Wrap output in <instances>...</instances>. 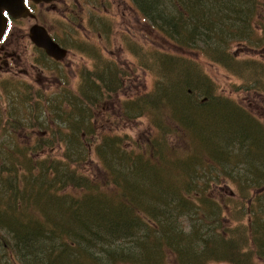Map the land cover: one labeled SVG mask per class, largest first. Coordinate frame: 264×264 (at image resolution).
<instances>
[{
    "label": "trees",
    "instance_id": "obj_1",
    "mask_svg": "<svg viewBox=\"0 0 264 264\" xmlns=\"http://www.w3.org/2000/svg\"><path fill=\"white\" fill-rule=\"evenodd\" d=\"M132 1L149 21L175 40L178 49H204L205 58L218 65L222 60L225 62L226 45L221 48L227 38L225 31L233 30L228 34V41H238L243 35H252L253 26L264 25L254 19L264 11L262 0ZM243 2L252 5V16L242 13L244 8L239 9ZM251 19L255 20L254 25ZM151 53L153 61L147 62L146 68L158 79L148 93L120 101L118 108L121 120L128 123L133 121L129 118L131 113L134 119L149 114L151 133L140 143L122 135L98 140L95 155L105 174V187L79 171L91 158L82 144L81 134L96 136L94 121L100 102L109 99L117 103L115 96L123 89V83L116 74L107 84L93 85L97 73H87L84 86L77 93L79 97L63 96L53 108L65 125L57 130L61 140L66 137L68 143L62 161H58L57 156L52 158L51 154L36 153V149L52 148L53 138L46 141L41 137L31 148L18 145V150H6L0 143L1 264H81V259L84 264H147L152 261L162 264L168 253L176 257L178 264H204L207 260L264 264V201L256 200L246 191L250 188L261 195L264 185L256 155L257 151L264 155V123L221 93L198 61L157 50H146L143 55L146 54V61ZM258 66L260 70L256 73L261 71L264 76V64ZM159 68L167 74L163 80L157 72ZM236 69L233 73L245 79L246 74ZM254 91L264 93V85L260 84ZM69 98L72 102L68 103ZM189 99L194 103L181 104ZM214 102L222 109L230 108L231 114L239 117L246 129L231 125L228 115L220 112L222 109L213 113ZM7 103L5 140L14 139L10 135L11 126L14 130L19 125L24 129L38 126V130L49 126L45 119L41 122L32 109L28 117L22 115L23 120L17 114L9 119L13 103L10 98ZM66 103L68 109L64 106ZM64 114L72 115L73 119L79 115L84 125L69 121V116L64 118ZM127 143L132 150L126 149ZM232 150L247 152L243 162L247 157L254 165L246 172L257 178L247 180L245 169L242 172L227 169L241 163L240 159L233 158ZM59 170L67 174L61 176ZM229 178L238 181L240 191L237 201L226 202L231 209V220L239 222L240 212L252 219L245 228L251 233H244L240 240L247 247L240 245L239 237L233 235L231 229L224 228L227 218L220 216L224 209L207 194L219 186L217 183L213 186L215 182ZM230 204L234 205L233 209ZM191 215L207 222L208 238L194 230L188 233L178 230L184 223L181 218ZM195 234L202 247L198 243L191 245ZM136 235L145 238L129 242L130 237ZM186 236L189 241L182 245L181 237ZM102 238L112 240L96 253L86 254L81 248V242L91 248ZM223 246L225 252L221 254L217 249ZM233 249H237L238 255L232 253Z\"/></svg>",
    "mask_w": 264,
    "mask_h": 264
},
{
    "label": "flooded vegetation",
    "instance_id": "obj_2",
    "mask_svg": "<svg viewBox=\"0 0 264 264\" xmlns=\"http://www.w3.org/2000/svg\"><path fill=\"white\" fill-rule=\"evenodd\" d=\"M262 1L260 4L264 6ZM134 5L132 0H25L23 16L14 17L5 12L8 24L0 36V90L4 85L13 86L16 89L12 93L23 92L26 101L34 100L38 87L44 89L50 85L53 89L55 85L57 93L69 90L71 75L76 78L77 72H81V78L83 72H96L93 85L109 83L114 74L124 83L122 71L129 72L131 66L137 65L128 60L129 51L137 53L159 44V35H155L159 30L151 24L156 25L151 20L144 21L141 9ZM127 15H134L136 21L124 18ZM259 27L255 25L252 30ZM143 30L151 33L150 39L144 40ZM40 35L51 41L48 45L54 49L55 56L37 42ZM254 64L258 66L257 61ZM67 101L72 102L70 98ZM114 106L116 103L109 99L99 103V115L106 124L112 123L106 118L117 112ZM5 114L4 107L2 115ZM257 118L264 123L263 118ZM5 123L0 125L1 144L7 136ZM14 128H10L11 137L25 135L34 145L39 142L38 126ZM36 153L41 155V150L36 149Z\"/></svg>",
    "mask_w": 264,
    "mask_h": 264
},
{
    "label": "rangeland",
    "instance_id": "obj_3",
    "mask_svg": "<svg viewBox=\"0 0 264 264\" xmlns=\"http://www.w3.org/2000/svg\"><path fill=\"white\" fill-rule=\"evenodd\" d=\"M124 18L126 19L131 18V21L133 23L136 21V18L134 15L132 16L127 15ZM254 19L257 20V23H261V24L264 23L263 21L264 17L262 13H260ZM254 19L252 23L253 25L255 22ZM212 21H215V20H212ZM215 24H219V23L215 21ZM219 27L220 26L217 25L218 29ZM231 31L233 30H230L229 32L225 31L223 33V34H226L225 37H227L225 39V42H223L224 44L223 43L221 44V48L224 47V45H226L224 47L225 48V52H224L225 62H223L222 60V62L219 65L203 57V55L201 54L202 52L204 56H207V55L205 53V50L202 48L203 46L202 44L198 43L199 47H201L203 51H199L193 48H188L183 51V50L178 49L177 46L171 43V41L165 38V36L162 35L161 33L159 34L155 33V35H159L158 36L159 44L155 43L156 48L148 47V46L147 48H154L152 52H155V49H156V50L168 52L172 55L177 54L180 56L189 57L195 61H198L200 65L202 66V69L205 72H207V74L213 79L215 83H217L219 87V91L221 93L231 98L232 100L234 99L241 105L246 106L249 109V111L252 113V115H256L264 119V95L262 96L258 93V91L257 92L254 91V89L260 86V84L264 85V76L261 74V71L260 73H256L258 67L256 64H254L255 61H257L258 64L260 63L264 64V35L262 34V31L260 28H256L252 32V35L250 33L249 36L243 35L242 38L238 41L237 40L228 41L229 39L228 34H230ZM142 34H144V37H145L144 40H146V38L150 39L152 36L149 31L143 30ZM151 41H149V43H151ZM145 51H146L145 49L140 50L139 53H134V54L141 53V55H144ZM134 54L130 50V52L127 55L128 60H130L131 62H136ZM227 56L231 58V60L228 58L229 62H227L228 60H226ZM152 57H153V54L151 53V55H149V59H147L146 61V54H145V61H144L145 65L143 67H137V65H135V66L130 67L132 69L129 72L127 71V69L122 71L123 82H124L123 89L121 90L118 96H115V98L117 99L116 102H118V104L120 101H122L125 98H130L132 96L141 94L143 92H149L152 89L153 83L158 79L157 75H155L154 73L149 74L146 71L147 69L146 64L147 62L152 63L153 61ZM235 68L239 69L243 74H246L245 79H242L241 75L233 73V70H235ZM157 72L158 74H160V78L162 80L164 79L165 76H167V74L163 73V71L160 68L158 69ZM86 74L87 73L85 72L82 73L83 78H81V72L80 73L77 72L76 78L72 74L71 83L69 82L70 85L68 86L69 90H66V91H61L57 93L55 85L53 89H50V85L44 89L38 87L39 90L35 92L36 98L34 100L29 99L27 101L26 100L23 101V99L27 97V95L23 92L20 95L16 93L15 94L12 93V92H15L16 87L4 85V87L1 88L0 104L2 108L7 107L9 105L7 103L8 98H10L11 102L13 103V107H12L13 112L10 114L9 119L13 115H16V114L19 116L26 115L28 117V113L30 109H32L33 114L37 115V118L42 116V118L45 119V121L49 125L44 128L41 127V129H39L38 137L41 136L40 134L42 131L48 132V134L45 135L46 137H44V139H41V140L50 141L53 138V141H55V143H54V146H52V148L47 147V150L45 151L41 149L42 150L41 154H45V155L51 154L52 158L57 156L58 161L63 160L62 156H64V153L68 151V146H67L68 143L66 141L67 140L66 137H64L61 140L57 130L58 128L64 127L65 125L61 124L59 115L55 114L53 108L59 105V103L61 102L60 101L61 98L63 96H67V94L69 96L70 95L78 96L77 93L79 89L84 86ZM162 83H164V81ZM175 83L178 86H180V83H177L176 81ZM19 88L22 90L21 86ZM250 89H253V91H248ZM79 99L82 100V98H79ZM82 102L84 103V100H82ZM33 104L35 106L36 111L33 108ZM64 106H66L65 108L68 109L67 103ZM147 107L149 108V104ZM114 110L117 111L115 106H114ZM156 110L160 111L159 109H156ZM115 114L111 119H109L112 123H108V124H106L105 119L100 118L99 115L97 116V119L94 121V123L96 124V131H97L96 136H92L89 134H87L86 136L84 133L81 134L82 144L86 150L87 149L89 150V154L91 158H90V162L87 163V165L84 166L82 170H79V171L87 175L89 174L90 178L102 184L101 187H105L106 183L103 184V182H105L104 180L105 174L100 168V162L98 161V158L95 155V149L97 147L98 140L101 137H105L109 135L111 136L122 135V136H128L130 140L135 139L137 142L140 143V142H144V139L148 138L151 133V129H150L151 120H150L149 114H146L142 117H138L135 121H130L129 123L123 122L120 119L119 115L115 116ZM64 116H65L64 118L69 116L68 120L72 121L73 123H77V122L80 123L81 121V118L79 115H76L77 117H74V119L72 115L64 114ZM43 119L40 121L42 122ZM103 122H104V126H103ZM128 137L126 140L127 142H128ZM13 138L14 139L12 140L11 139L5 140L2 143L3 147L5 146L7 149H11L16 146L15 150L16 149L18 150L17 148L18 145L22 146L21 148L25 146H28V147L30 146L31 148L34 145L33 141L32 140L28 141L25 135L20 136L18 134L17 137H13ZM6 139H7V136H6ZM59 142L61 143L64 142V143L61 144ZM43 147L44 146H42V148ZM220 147H223V145ZM132 148H130L129 144L126 147V149L128 150H132ZM246 153H247L246 151H240V150L233 151L232 150L233 158L235 160L240 159L241 163H238L236 166H231L227 169L230 171L238 170V172H242L245 169L244 174H246V171H248L247 157H246L247 162L246 161L245 163L243 162L244 161L243 159H244V156H246ZM116 161L118 162V159H116ZM262 164H264V162H262L261 164L259 163L258 166L261 167ZM242 181L245 182L244 179H242ZM237 182L233 178L231 179L229 178L228 180L225 179V180H222L221 182H215L214 184L212 183L213 186L216 185V183L219 186L216 187L214 191H208L207 194L209 196L214 197L215 200H217L220 203V205L222 206V209H224V213H222L220 216L222 218H227V220L223 222L225 224L224 228L227 231L231 229L233 232V235L239 237L238 241L240 243V240H242V238L244 237V233H247V235L251 233L250 229H248L247 231V229L245 228L246 227L248 228V224H250L252 221L243 212H240L241 217L239 218V222L235 223L233 220H231V209L229 205L226 206V202L229 199H233L234 201H237L238 199L237 194L240 192L238 185H236ZM111 186L112 185H109L108 188H111ZM246 191L252 194V196L256 200L259 201L262 199L264 201V185L261 187V195L257 192H254L250 188L249 190H246ZM174 206H176V204ZM230 206L233 209L234 205L230 204ZM47 209L50 214L51 207L48 206ZM33 216L38 218L37 215L33 214ZM181 220L184 223L182 224V226H179L178 228L180 232L183 231L185 233H188L194 230V233H199L198 235L205 236V234L210 231V228H208L207 222L203 220H200V221L197 220L194 215H191L190 217H187V218H181ZM211 228H213V225L211 226ZM198 235L195 234L193 236V238L191 239L192 240L191 245L193 246L194 243H198L199 247H202L203 246L202 242L196 240ZM208 235L209 234H206L205 238H208ZM130 238L131 239L129 242H136V240L143 241V238L145 237H142V235H136ZM188 241H189V238H187V236L181 237L182 245H186ZM240 245L247 247L244 243L242 244L240 243ZM217 250L219 253L224 254L225 247L224 246L218 247ZM197 252L201 253L202 250L197 249ZM232 253L238 255L237 249H233ZM165 257H166L165 258L166 261H164L163 264H178L176 257L172 253L171 254L168 253ZM156 263H157L156 261H152L147 264H156ZM0 264H1V259H0ZM204 264H231V263L224 262V261L215 262L212 260H207ZM258 264H261V263H258Z\"/></svg>",
    "mask_w": 264,
    "mask_h": 264
},
{
    "label": "bare ground",
    "instance_id": "obj_4",
    "mask_svg": "<svg viewBox=\"0 0 264 264\" xmlns=\"http://www.w3.org/2000/svg\"><path fill=\"white\" fill-rule=\"evenodd\" d=\"M262 3V2H261ZM241 8H244V10L242 11V13H246V15L247 16H252V14H253V8H252V5L249 3V2H243V3H241V5H240V7H239V9H241ZM141 13H142V11H141ZM257 67H259V66H257ZM260 68V67H259ZM257 70H259V69H257ZM69 96V95H68ZM194 103V100H192V99H189L188 101L186 100V101H181V104H186V103ZM212 107L211 108H213V113H216V111H219V110H221L222 108H221V106H220V104L218 103V102H214L212 105H211ZM57 111H59V110H57ZM225 112L227 115H228V117H229V119H230V124L231 125H239L240 127H242V128H245L246 129V126H245V124H244V122L239 118V117H236V115H233V114H231L232 112H231V109L230 108H227V109H222L220 112ZM134 114L133 113H131V114H129V118L131 119H133V121H135L136 119H134ZM40 118V120H42L43 118H42V116H40L39 117ZM21 120H23V117L21 116ZM6 121V116H4V115H2V106H1V104H0V125L2 124V123H4ZM2 122V123H1ZM124 122V121H123ZM83 126L84 125V119L83 118H81V121H80V126ZM77 128L79 127V125H77L76 126ZM16 147V146H15ZM15 147H13V148H11V150H15ZM256 148V147H255ZM257 149V148H256ZM6 150H10V149H6ZM257 153L258 154H256L257 156H259V157H257V158H259V162H260V164L262 163V162H264V155L260 152V151H257ZM255 159V158H254ZM247 165H248V171H250L251 170V168H252V166L254 165V164H252V163H247ZM260 173H262V175H264V168H261L260 167ZM59 174L61 175V176H65L66 174H67V172L66 171H63V170H59ZM246 176H247V180H254L255 178H257V177H254L253 176V173H248V172H246ZM260 177H262V176H260ZM258 179H260V178H258ZM182 204V203H181ZM111 240L112 239H106V238H102V240L101 241H99V243H97V244H95V246H92L91 248H89L85 243H80V245H81V248H84L85 250H84V252L86 251L87 253L86 254H91V253H96L98 250H99V248L100 247H102V245H104V244H106V242H111ZM63 245H62V243L61 244H59V251H61L60 250V247H62ZM1 258V257H0ZM81 261V264H84V262H83V260L81 259L80 260ZM157 264H159V262H157Z\"/></svg>",
    "mask_w": 264,
    "mask_h": 264
},
{
    "label": "water",
    "instance_id": "obj_5",
    "mask_svg": "<svg viewBox=\"0 0 264 264\" xmlns=\"http://www.w3.org/2000/svg\"><path fill=\"white\" fill-rule=\"evenodd\" d=\"M34 1V0H33ZM37 2H46V1H52V0H35ZM24 0H0V36L3 33L5 24L2 16V10L5 9L11 14H13L16 17L23 16L25 13L24 11ZM43 37V38H42ZM37 42L39 44L44 45V47L49 51L50 55L55 56V51L52 47H50L49 42H51L48 37L45 35H40V38H36Z\"/></svg>",
    "mask_w": 264,
    "mask_h": 264
}]
</instances>
